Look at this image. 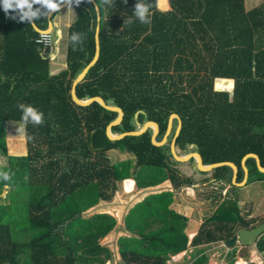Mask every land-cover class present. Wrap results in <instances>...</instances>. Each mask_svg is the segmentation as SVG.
I'll return each instance as SVG.
<instances>
[{
  "label": "trees",
  "instance_id": "obj_1",
  "mask_svg": "<svg viewBox=\"0 0 264 264\" xmlns=\"http://www.w3.org/2000/svg\"><path fill=\"white\" fill-rule=\"evenodd\" d=\"M168 1L170 9L163 11L158 0H144L151 20L141 23L132 16L135 0H95L100 9L99 57L76 85V94L80 99L100 95L123 109L122 121L111 127L114 134L153 120L160 141L169 116L177 113V153L183 155L194 145L205 163L232 161L241 181L245 154L256 153L264 167V2L247 8L246 0ZM70 4L76 16L67 29L66 67L55 74L50 49L37 42L41 32L27 20L12 18L14 10H0V152L6 122H23L18 103L43 112L41 124L23 122L26 153L8 155L6 170L12 176L0 181V264L112 261L113 252L102 239L116 228V218L107 212L85 215L84 210L112 200L119 183L130 178L138 186L170 180L173 190L150 193L130 208L124 219L127 233L118 239L120 263L168 264L189 245L174 220L173 191L194 180L175 166L180 161L170 143L152 142L153 128L111 139L107 125L118 112L98 101H74L72 83L95 55L98 18L91 0ZM60 10L34 22L47 29ZM74 31L82 34L79 41L70 40ZM217 77L234 83L218 79L216 87L222 90H217ZM173 121L175 133L178 119ZM116 149L129 156L113 160L109 152ZM246 164L244 186L264 182L255 158L248 157ZM210 171L213 180L228 182L230 190L201 224L193 246L226 242L240 229L264 221L242 214L231 166ZM254 245L264 256V234ZM248 247L240 255L245 259ZM236 257L233 245L227 264ZM207 261L202 252L191 264Z\"/></svg>",
  "mask_w": 264,
  "mask_h": 264
},
{
  "label": "rangeland",
  "instance_id": "obj_2",
  "mask_svg": "<svg viewBox=\"0 0 264 264\" xmlns=\"http://www.w3.org/2000/svg\"><path fill=\"white\" fill-rule=\"evenodd\" d=\"M158 1L161 5L163 4L160 0ZM263 2L264 0H246V7L251 8ZM72 11L74 12V16H76L74 8H72ZM68 18L65 17L57 20L56 16L55 21H58L59 25L56 24L53 30L59 54L62 56L61 60L63 62L65 61L64 55L67 44V25L65 23L68 21ZM214 86L216 88V80ZM138 126L140 127V125ZM173 126L174 121L166 140L168 144L174 136L175 128ZM191 151L195 150L192 146H189L187 153ZM25 153V124L23 122L7 121L5 124L4 145L0 152V170H6L8 167L9 154L22 155ZM109 154L113 160H121L129 156L117 149L110 151ZM195 165L196 158H194L193 162L182 161L175 164L182 173L193 178L194 184L182 186L178 190L173 191L174 199L171 207L175 211L174 220L188 235L189 245L186 250L174 255L168 261V264H191L193 259L202 252L208 256L207 264H227L228 252L232 249V246H227L225 241L199 246L190 244L201 224L216 210L225 193L230 190V184L228 182L213 180L212 171L201 173L195 168ZM221 186H223V189L221 191V197H219V189ZM163 190H173L170 180H165L162 183L151 186H138L134 184L131 191H126L123 187V181H121L119 183V189L112 200L100 201L96 205L84 210L85 215H91L96 212H107L117 220L116 228L102 239V243L106 244L112 250L114 257L112 261H108L105 264H122L120 263L118 239L121 235L127 233L124 229V219L130 208L148 194ZM237 193L240 197L239 203L243 206L242 214L245 218H255L257 223L264 220V182L256 181L248 183L246 186H240ZM213 196H217L218 198L213 199ZM243 246L240 243H236L237 257L235 258L234 264L240 258L244 261V264H263L264 256L256 250L255 245H249L248 249H246L249 255L247 259L241 257V253L244 252Z\"/></svg>",
  "mask_w": 264,
  "mask_h": 264
},
{
  "label": "water",
  "instance_id": "obj_3",
  "mask_svg": "<svg viewBox=\"0 0 264 264\" xmlns=\"http://www.w3.org/2000/svg\"><path fill=\"white\" fill-rule=\"evenodd\" d=\"M95 4V9L97 12V18H98V24L96 26V31H95V55L93 59L81 70V72L77 75V77L74 79L72 83V88H71V94L72 98L74 101L80 105H88L93 101H98L102 106H104L107 109L114 110L118 112V116L111 121L107 125V135L111 139H120L126 135H138L143 132H145L148 128L153 127V133L151 136L152 142L156 145H163L166 143L167 137L171 131L172 128V123L173 119L177 118L178 119V124L174 133V136L170 142V150L174 158L180 162L182 161H189L191 158H196V165L195 168L199 171H210L215 167L221 166V165H229L233 169V174H232V182L238 186H243L245 185L246 181L248 180L249 177V169L246 164V159L250 156L254 157L256 160L257 167L260 171L264 172V167L261 165L260 158L256 153L250 152L247 153L243 156L241 164L242 168L244 170V177L241 181H237V173H238V166L232 162V161H219V162H211L209 164H205L203 161V156L202 154L195 150L187 153L186 155H179L176 150V138L179 134L180 128H181V119L180 116L177 113H172L169 116V121H168V126L167 130L162 138V140L158 141L156 139L157 134L159 133V125L156 121L153 120H146L143 125H141L138 129L136 130H131V131H125L121 132L118 134H113L111 131V127L115 124H118L122 121L123 116H124V111L121 107L113 104L107 103L104 98L100 95L92 96L87 99H80L77 94H76V85L78 82H80L84 76L86 75L88 69L97 61L99 57V52H100V43H99V30H100V25H99V20H100V9L95 0H91ZM70 3V0H64V2L61 4L60 9L65 7L67 4ZM58 10L53 11L52 13L49 14V18L52 16V14ZM34 28L39 31V32H46V31H52L53 29V22L49 21V26L47 29H40L36 23L33 21L31 22ZM194 147V145H191ZM262 234H264V221L252 228H243L240 229L234 236H232L230 239L226 241L227 246H233L236 245V243H240L242 245H254L256 243V239L259 238Z\"/></svg>",
  "mask_w": 264,
  "mask_h": 264
},
{
  "label": "clouds",
  "instance_id": "obj_4",
  "mask_svg": "<svg viewBox=\"0 0 264 264\" xmlns=\"http://www.w3.org/2000/svg\"><path fill=\"white\" fill-rule=\"evenodd\" d=\"M62 0H0V10L6 14L9 9L14 10L13 17L21 21L27 20L29 23L41 18L49 16L61 6ZM72 3L79 4L80 0H71ZM36 5V7H33ZM132 16L141 23H149L151 14L149 5L144 0H135ZM129 22L130 18H129ZM81 33L72 32L71 41H79ZM17 108L20 110V118L25 124L39 125L43 122V112L32 104L18 103ZM12 173L7 170H0V181H10Z\"/></svg>",
  "mask_w": 264,
  "mask_h": 264
},
{
  "label": "crops",
  "instance_id": "obj_5",
  "mask_svg": "<svg viewBox=\"0 0 264 264\" xmlns=\"http://www.w3.org/2000/svg\"><path fill=\"white\" fill-rule=\"evenodd\" d=\"M163 4L161 5L158 1V7L160 9H162L163 11H166L168 9H170V4H169V1L168 0H163L162 1ZM72 8L73 6L69 3L67 4L65 7H63L59 13L56 15L57 16V20H60L62 18H65V17H69L68 18V21L69 23H65L67 25V29L69 27V25L74 21L75 19V16H74V12L72 11ZM56 18V17H55ZM54 18L53 20V29H52V32L54 30V26L56 24L59 25L58 21H55L56 19ZM54 35V34H53ZM55 38V36H54ZM58 43V42H57ZM66 47H67V44H66ZM49 54V59H50V62H51V72L53 74L55 73H58L60 70H62L63 68L66 67V49H65V55H64V59L65 61L63 62L61 59H62V56H60L59 54V49H58V45L56 44V39L54 41V44L53 46L51 47V49L49 50L48 52ZM218 79H228V78H221V77H217L215 80L217 81ZM228 80H232L233 83H234V80L233 79H228ZM215 84V83H214ZM233 86V84H232ZM217 90H222V89H218L217 87L215 88ZM204 161V160H203ZM241 259V258H240Z\"/></svg>",
  "mask_w": 264,
  "mask_h": 264
},
{
  "label": "built area",
  "instance_id": "obj_6",
  "mask_svg": "<svg viewBox=\"0 0 264 264\" xmlns=\"http://www.w3.org/2000/svg\"><path fill=\"white\" fill-rule=\"evenodd\" d=\"M55 41L52 31H44L40 33V36L37 38V42L42 43L45 47L51 49Z\"/></svg>",
  "mask_w": 264,
  "mask_h": 264
},
{
  "label": "bare ground",
  "instance_id": "obj_7",
  "mask_svg": "<svg viewBox=\"0 0 264 264\" xmlns=\"http://www.w3.org/2000/svg\"><path fill=\"white\" fill-rule=\"evenodd\" d=\"M135 181L133 179H126L123 181V187L126 191H131L134 187ZM236 264H244V261L241 259H237Z\"/></svg>",
  "mask_w": 264,
  "mask_h": 264
}]
</instances>
